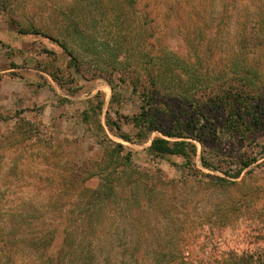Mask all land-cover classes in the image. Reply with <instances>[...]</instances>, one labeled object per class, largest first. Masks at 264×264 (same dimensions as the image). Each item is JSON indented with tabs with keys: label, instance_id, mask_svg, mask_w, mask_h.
<instances>
[{
	"label": "rangeland",
	"instance_id": "374dc122",
	"mask_svg": "<svg viewBox=\"0 0 264 264\" xmlns=\"http://www.w3.org/2000/svg\"><path fill=\"white\" fill-rule=\"evenodd\" d=\"M109 4L0 0V227L47 237L64 223L70 236L97 230L90 258L79 250L56 264L264 262V0H136L128 29L105 14ZM160 56L165 96L148 103L146 71ZM211 89L248 96L261 121L239 120V135L222 108L168 95ZM179 117L205 140L191 141L190 166L149 150L157 137L171 140L161 130ZM100 187L108 198L94 194Z\"/></svg>",
	"mask_w": 264,
	"mask_h": 264
},
{
	"label": "trees",
	"instance_id": "16d2710c",
	"mask_svg": "<svg viewBox=\"0 0 264 264\" xmlns=\"http://www.w3.org/2000/svg\"><path fill=\"white\" fill-rule=\"evenodd\" d=\"M87 1V0H83ZM111 4L107 7V13L109 14L110 18L113 20H119L122 27H125V29H128V21L130 18L135 17L136 10H135V2L136 0H109ZM78 7V6H77ZM77 7H71L70 11H74L77 9ZM84 7V6H83ZM73 9V10H72ZM84 11V8H82ZM106 16V15H105ZM107 17V16H106ZM82 21H68V27L72 30V33L74 35H77L80 38L86 37V30L85 26L81 24ZM63 49L67 51V53L70 55L71 59L75 64L78 62V57L74 53L73 50H70L66 44L62 42ZM148 58L147 54L141 55L139 57L138 62L145 63L144 60ZM147 61V60H145ZM157 61L159 65L151 70L146 71L148 77L151 80V85L153 86L152 92H148L149 95V102H153L158 100L159 97L165 96V90H164V84L163 80L165 79L164 74H166L165 70H162L161 66L163 65V61H166L165 57H158ZM147 70V69H146ZM134 87L136 89L137 82H133ZM254 90V91H253ZM253 93H259L261 90L259 87L253 88ZM249 91V90H248ZM251 91V92H252ZM200 91L193 92L191 91H185V93H174L168 94L170 97L169 99L175 103H178L179 105H185L188 107H196L199 106L198 102L200 104H205L207 107L209 105L213 108L214 107H220L222 110H224L227 113L229 122L230 130L231 132L234 131L238 133L239 135L242 134L240 130V126L245 123L246 120H251V122H260L261 116L254 112V109L256 108L255 105H253V102H250L251 98H248V96L243 97L242 95H225L221 94L220 91H213L212 89L203 94L200 95ZM163 93V94H162ZM253 94V95H254ZM202 96L206 98V100H201ZM154 101V102H155ZM152 104V103H151ZM259 105V103H257ZM148 115L147 112L144 113V116ZM251 117V118H250ZM148 123L151 125L149 129H160L159 125L157 124V119L155 115H148L147 116ZM188 118H177L173 121L172 125L169 126L168 130H161L162 134L171 138L166 139L162 137H157L152 140V143L149 147L150 152L159 154L162 156H179L186 160L187 165H191L193 162V158L196 155V146L194 143H192V140L199 141L202 146H205V140L200 135H195L194 132L187 133L185 128V121H187ZM190 119V118H189ZM239 120H242L243 123H238ZM136 126H140V123L137 121L135 122ZM190 140V141H189ZM205 165L208 166V164L205 163ZM249 162H245L243 164L244 167L248 166ZM211 167V166H209ZM241 170V169H240ZM238 171L237 173L233 174L232 176H229L233 179H236L239 177L241 171ZM214 179L216 182H223L226 184H231L232 182L226 178H222L219 176H215ZM106 189L107 192L110 191V193H113L114 187H107V185L103 186ZM102 187H100L98 190L94 191V194L98 197V199H102L103 193H102ZM106 192V193H107ZM105 193V194H106ZM108 194H106L107 196ZM104 195V197H106ZM103 197V199H104ZM108 198V196H107ZM102 199V200H103ZM95 202V201H94ZM97 203V202H96ZM92 215H89L91 217ZM70 226L67 223H64L62 226L55 229L53 232H59L58 234H55L53 232L52 235L47 237V235L39 236L36 235L33 236L32 234H28L27 232H21L18 230L16 231H10L6 228L0 227V264H56L54 260H70L74 258L77 251L80 250V258H90L92 255V244L89 242V239H94L96 237L97 230H83V236H70ZM71 232H75L72 231ZM118 232L116 231L114 233ZM117 237V235H115ZM88 239V240H85ZM32 240V241H31ZM78 240V241H77ZM27 241H31L32 245L29 246L30 249L34 252L33 256H30L27 252L25 253V244ZM86 242L85 246L88 248L84 250L83 243ZM32 253V252H31ZM30 257H29V256ZM33 257V258H32ZM44 257V258H43ZM43 260V262H42ZM237 264V263H235ZM240 264V263H238ZM248 264H253V262H249ZM264 264V262L260 263Z\"/></svg>",
	"mask_w": 264,
	"mask_h": 264
}]
</instances>
